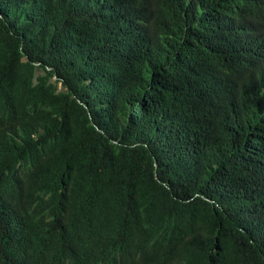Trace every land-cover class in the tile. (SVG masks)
<instances>
[{
    "label": "trees",
    "instance_id": "obj_1",
    "mask_svg": "<svg viewBox=\"0 0 264 264\" xmlns=\"http://www.w3.org/2000/svg\"><path fill=\"white\" fill-rule=\"evenodd\" d=\"M0 264H264V0H0Z\"/></svg>",
    "mask_w": 264,
    "mask_h": 264
}]
</instances>
